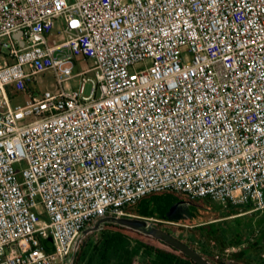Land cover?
<instances>
[{
  "label": "built area",
  "instance_id": "1",
  "mask_svg": "<svg viewBox=\"0 0 264 264\" xmlns=\"http://www.w3.org/2000/svg\"><path fill=\"white\" fill-rule=\"evenodd\" d=\"M164 193L264 210V0H0V264Z\"/></svg>",
  "mask_w": 264,
  "mask_h": 264
},
{
  "label": "flooded vegetation",
  "instance_id": "2",
  "mask_svg": "<svg viewBox=\"0 0 264 264\" xmlns=\"http://www.w3.org/2000/svg\"><path fill=\"white\" fill-rule=\"evenodd\" d=\"M151 197L148 202L146 200L147 204L152 201ZM189 202L194 216L180 222L145 215V207L140 204L139 212L128 216L145 221V230H160L186 246H172L149 234L108 222L101 224L98 231L91 233L93 237L88 238L85 244L83 242L77 246L72 264H200L193 256L203 264H264V210L253 212L261 214L259 218H242L246 214L238 212L229 215L218 206L211 208L208 201ZM105 218L116 219L112 216ZM101 219L104 218L97 219L95 223ZM228 220H233L236 229L225 226ZM241 220H244L243 223ZM131 233L149 237L161 246L133 237ZM112 234L125 236L131 246H111L116 253L105 259L104 251L109 246L101 244ZM184 235L188 240H185ZM136 241L145 246H135Z\"/></svg>",
  "mask_w": 264,
  "mask_h": 264
},
{
  "label": "water",
  "instance_id": "3",
  "mask_svg": "<svg viewBox=\"0 0 264 264\" xmlns=\"http://www.w3.org/2000/svg\"><path fill=\"white\" fill-rule=\"evenodd\" d=\"M151 198L152 201L149 204H147V206H145V208L143 209V213L145 215L163 217L175 222L187 220L190 219L192 216H194V214L190 210L191 203L187 201L186 198L175 199L173 194L152 196ZM108 222H115L119 225L149 234L154 238L162 240L172 246H186L183 243L176 240L175 238L161 232L160 230L157 229H151L150 231L145 230L144 228L145 227L144 223H146L145 221H141L129 217H116V219L104 218L99 220L97 223L94 222L92 226L91 225L87 226L81 232L80 236L78 237V239L74 244L72 254L69 257L67 264H72L75 256L76 248L79 245V243L82 241L83 237L98 231L101 228V224ZM85 243L86 242H84L83 244ZM193 258L196 259V261H198L200 264H203V262L197 257L193 256Z\"/></svg>",
  "mask_w": 264,
  "mask_h": 264
},
{
  "label": "rangeland",
  "instance_id": "4",
  "mask_svg": "<svg viewBox=\"0 0 264 264\" xmlns=\"http://www.w3.org/2000/svg\"><path fill=\"white\" fill-rule=\"evenodd\" d=\"M56 26H57V28L58 27H61L62 26V21H59ZM55 34H56V32H55ZM91 67H92V61H90V60H83L82 58H78V70L89 69ZM90 76H92V74L91 75H88V77H90ZM81 81H82V78L81 77H77V78L72 79L70 81V84L72 86H74V87H77V86L80 85ZM52 84H54V78H53L52 73H46L45 75L39 76L36 80H34L33 82H30L28 84V86H27L28 93H30L31 95H36V94L40 93L42 90L49 89ZM91 89H92V85L90 83H87L86 86H85V95L86 96L90 95ZM11 93L13 94V102H14V104H21V103H24L27 100V95H24V94L16 95L12 91H11ZM169 194H172V193H164V194H160V195H169ZM154 196H158V195H154ZM173 196H174L175 199H183L184 198L183 196H181L179 194H173ZM146 200L148 202V198H145V199H143L141 201L140 205L142 207L147 206ZM140 205H138V208L137 209H141V206ZM209 206L211 208L216 207V206H214V205H212L210 203H209ZM220 210H223V208H220ZM132 212H135V210L133 209ZM260 215L261 214H259L258 212L257 213H253L252 212V213L246 214L242 218H252V216H253V218H257V217L259 218ZM242 221H244V220H241V223H243ZM227 222H226L225 226H229V227H232L233 229H236V225L233 223V220H228ZM131 234L133 235V237L139 238V239H141V240H143V241H145L147 243H154V245H156V246H161L160 244H156V242H154L149 237H141V235H139L137 233H131ZM91 237H93L91 234L88 237H83V239H82V241L80 243L87 242L88 241V238H91ZM184 238H185V240H188V238L186 237V235H184Z\"/></svg>",
  "mask_w": 264,
  "mask_h": 264
},
{
  "label": "trees",
  "instance_id": "5",
  "mask_svg": "<svg viewBox=\"0 0 264 264\" xmlns=\"http://www.w3.org/2000/svg\"><path fill=\"white\" fill-rule=\"evenodd\" d=\"M10 96L11 99H13V94L10 92ZM138 206H135L134 208H131V210L129 209L130 213H137L139 212L137 209ZM250 206H247L244 208L245 211L250 210ZM135 210V212H132V210ZM203 209V208H201ZM227 212V214L229 215H233V214H237L239 212V210L237 208H229V209H224ZM101 246H109L105 249L104 251V258L105 259H109L110 255H112V253H116L115 250L112 249L111 246H131L130 241L123 235L121 234H112L110 236H108L101 244ZM135 246H145L144 244H142L140 241H136Z\"/></svg>",
  "mask_w": 264,
  "mask_h": 264
}]
</instances>
